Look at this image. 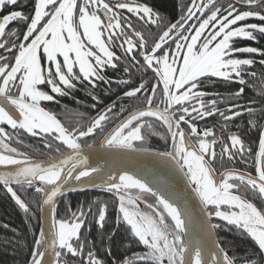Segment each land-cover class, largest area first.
I'll use <instances>...</instances> for the list:
<instances>
[{"label":"snow or ice","instance_id":"1","mask_svg":"<svg viewBox=\"0 0 264 264\" xmlns=\"http://www.w3.org/2000/svg\"><path fill=\"white\" fill-rule=\"evenodd\" d=\"M261 40L264 0H182L174 20L149 0H0V186L29 225L25 264H264V47L242 43ZM63 98L94 114L42 106ZM96 136L108 167L90 162ZM140 157L155 170L127 166ZM86 189L114 201L107 244L89 238L107 201L58 213ZM226 228L258 251L230 255Z\"/></svg>","mask_w":264,"mask_h":264},{"label":"trees","instance_id":"2","mask_svg":"<svg viewBox=\"0 0 264 264\" xmlns=\"http://www.w3.org/2000/svg\"><path fill=\"white\" fill-rule=\"evenodd\" d=\"M178 2H182V0H149V3L154 6V9L157 10L161 15L165 16L168 19H175L177 16V4ZM251 22H257V21H251ZM242 43L245 44H251V46L256 47H264V40L260 41V44H255L248 41H243ZM256 70H260V67H256ZM260 72L258 73V76L260 75ZM111 75V73H109ZM259 81V80H258ZM235 87V85L233 86ZM215 91H220L224 94H227V89L220 85L217 88L214 89ZM249 95H254L253 92L249 91ZM77 97L80 99L85 100V103H88V100L86 98V93L83 91L77 93ZM114 98V97H113ZM65 105L68 106L69 112L72 111H83L88 114H94V111L89 113L88 109L86 107L77 108L75 104L70 99H66ZM106 102L110 103L111 100H107ZM63 103V104H64ZM60 113H63L61 111ZM241 127H244V121L240 122ZM159 131L160 129L157 128ZM250 136L252 134L248 133V137L251 140ZM100 140V136L97 138L96 143ZM26 144L36 146L37 142L33 141L32 139L28 142H25ZM163 141L158 137L153 135L151 137V144L150 146L153 148H158L163 150ZM101 190H92L86 193H78V194H72L67 195V197L70 198H78V197H89L95 196L96 194L99 195ZM64 198L61 199L60 204L58 205V213L60 215H63L62 210V201ZM39 216V213H37ZM215 223H217L215 221ZM219 223H225L223 221L219 220ZM7 224L10 226V228L18 230L19 235L16 237V239L20 242L18 245H12L5 243L6 240L13 238V233L7 229H4L0 227V264H25V261L28 257V253L30 250V245L32 244V236L29 232V225L25 223V216L22 210H20L14 203V201L10 198V196L6 193V191L3 189L2 186H0V225ZM109 224V225H108ZM115 225H113V217L109 220V223L106 224L105 229L103 232L99 231L95 234L96 241L99 244H107V240L104 241L101 240V237H106L111 231ZM229 228L231 226H228ZM128 234L126 231H124L122 228L118 231V234L113 238L111 241L110 247L112 248V258L115 259H123L125 249L122 246V242L127 241ZM218 239H220L222 242L226 241L228 242V245L231 247L232 251H230V255L235 252L237 255H244L246 252H251L253 250L258 251L257 246L255 243L246 235L241 236L240 232H238L235 228H231V230L223 229L218 231ZM23 245L21 247L20 245ZM101 251L103 252V249L101 248ZM111 261V259H109Z\"/></svg>","mask_w":264,"mask_h":264},{"label":"flooded vegetation","instance_id":"3","mask_svg":"<svg viewBox=\"0 0 264 264\" xmlns=\"http://www.w3.org/2000/svg\"><path fill=\"white\" fill-rule=\"evenodd\" d=\"M23 3L24 4H27L28 3V0H23ZM27 9H25V11H26ZM5 11H7V9L5 10ZM257 67H259L258 65H257ZM257 72H260V70H256ZM257 83L259 84L260 83V81H257ZM234 86V85H233ZM66 99H69V98H63L62 99V101H61V105H56V104H51V103H49V104H47V105H43L42 104V106H46V107H48V108H50V109H52V110H54V111H56L57 113H60L61 111H63V107L62 106H66L65 105V103L64 102H66L65 100ZM64 103V104H63ZM68 107V106H67ZM60 118H62L63 119V116H61ZM212 122H214V121H212V119L211 118H209V123H212ZM241 121H239V123H240ZM250 134H252V136H250V138H251V141L254 143L255 142V140H256V138H257V135H258V133L257 132H249ZM99 136H96L94 139H95V141H97V138H98ZM31 139H26L25 140V142H28V141H30ZM33 141H35V142H37V140L36 139H32ZM102 140V136H100V140L98 141V143H100V141ZM88 143H92V138H89L88 139ZM98 143H96V144H98ZM158 149V148H157ZM161 150V149H160ZM96 198H99L100 200H104V201H107L108 203H109V205H110V207H109V213H108V219H107V223H109V220L113 217V225H115V217H116V211H117V209H116V207L114 206V201H113V199H112V197H111V195L110 194H106V193H104V192H101L99 195H95V196H91V195H89V197H78V198H70V197H65L64 198V200L62 201V212L64 213V208H65V204H64V201L66 200L67 202H70L72 205H73V207L75 208L77 205H79L80 203H85V204H88V203H91L93 200H95ZM141 208L142 209H144V205L143 204H141ZM217 222V223H219V219H214V222ZM109 225V224H108ZM123 229V228H122ZM83 231V230H82ZM100 230L97 228V226L95 225V224H93L92 225V231H91V233L89 234V238L90 239H92L98 246H99V244L97 243V239H96V237H95V234L97 233V232H99ZM100 252H101V254H103V252L101 251V248H100ZM70 259V264H79V261L77 260V259H75V258H69ZM117 260H120V258L119 259H117ZM109 264H111V261H109Z\"/></svg>","mask_w":264,"mask_h":264},{"label":"water","instance_id":"4","mask_svg":"<svg viewBox=\"0 0 264 264\" xmlns=\"http://www.w3.org/2000/svg\"><path fill=\"white\" fill-rule=\"evenodd\" d=\"M99 144L100 143L95 144V146H94V148H93V150L91 152V155H90V162L93 163V164H101V165H104L105 167H108V166H110L112 164V160H111V158H109L107 156L106 151L103 148L99 147ZM155 149H157V148H155ZM140 165H143V166H145L148 169L155 170L154 165H153V163L151 161V158H146V157L137 158L136 160H133L130 163H128L127 166L132 168L134 166H140ZM92 190H99V189L78 190V191H75V192H70L67 195L78 194V193H86V192H89V191H92ZM213 222H214V220H213ZM217 237H218V233H217Z\"/></svg>","mask_w":264,"mask_h":264}]
</instances>
